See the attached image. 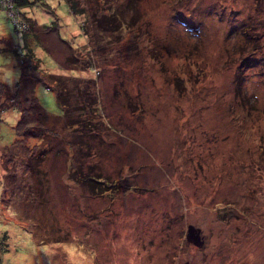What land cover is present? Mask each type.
<instances>
[{
	"label": "rangeland",
	"instance_id": "1",
	"mask_svg": "<svg viewBox=\"0 0 264 264\" xmlns=\"http://www.w3.org/2000/svg\"><path fill=\"white\" fill-rule=\"evenodd\" d=\"M72 1L0 2V80L52 130L1 113L0 264H264V0Z\"/></svg>",
	"mask_w": 264,
	"mask_h": 264
},
{
	"label": "trees",
	"instance_id": "2",
	"mask_svg": "<svg viewBox=\"0 0 264 264\" xmlns=\"http://www.w3.org/2000/svg\"><path fill=\"white\" fill-rule=\"evenodd\" d=\"M33 1L35 0H14L13 6L20 13L23 12L25 8L29 7ZM67 3L69 5V8H71V10L75 14L77 15L84 14V11L83 10L81 11L78 8L79 7L78 3H73L72 0H69V2L67 0ZM29 22L31 23L30 28H32L33 22L31 20H29ZM54 25H56V23L47 26V29L48 28L52 29ZM14 27L16 29L15 25ZM28 35H29L28 31H25L24 33L25 40L27 39ZM24 47L26 48V52H23L22 50H18L17 48L12 49L11 47L5 49V50L11 49L17 56V62L21 68L22 81L32 80L34 82H44L49 89H53L56 91L58 102L61 104L62 108L68 107L69 103L68 104L64 103V100H70V98L66 97L65 95L68 90L67 85L57 86L56 85L57 80L54 79V75L51 73L47 74L46 72L42 71V68L40 67L39 64L40 63L39 58L35 55V52L33 51L31 45L27 42V40ZM89 80L93 82V79H89ZM93 84L96 85L95 82H93ZM76 92L78 96V101H79V97L83 101H85L84 98H88L89 104H87V106L89 105V112H92V114L93 112H96L94 108L96 109L98 101L96 100L94 95L91 94L90 88L87 89L86 91L77 88ZM11 95H12V89L10 88V86L7 84V82L0 80V125L3 122V117H1V113L3 111H6L9 107L16 105V107L14 108L18 110L20 114L19 116L20 118L18 119V122L15 126V131L17 134L16 143L19 140L21 141L22 139H26V138L43 137L49 134L50 132H52V130L44 124V118L47 116L48 112L40 104L38 98L35 96L33 92L26 93L24 100H21L19 102L17 96L15 95L11 96ZM91 95H93V97H91ZM37 150L38 148H34L32 150V152L30 153L32 157H34L35 154H37ZM27 168L30 169V167ZM89 179L93 180L97 184L102 183L103 180H105L102 177H98V176H90L89 178L88 177L86 178V180Z\"/></svg>",
	"mask_w": 264,
	"mask_h": 264
},
{
	"label": "built area",
	"instance_id": "3",
	"mask_svg": "<svg viewBox=\"0 0 264 264\" xmlns=\"http://www.w3.org/2000/svg\"><path fill=\"white\" fill-rule=\"evenodd\" d=\"M1 1H2V2H5V1H8V0H0V2H1ZM9 1H10V0H9ZM12 1H13V3H12V4L9 3L8 8L11 9V12L13 13V14H12L13 17L11 16V20H15V19H17L16 16H15V13L18 12V11H17V10L14 8V6H13V5H14V0H12ZM18 13H19V12H18ZM14 25H17V23H15ZM26 28H27V24H26Z\"/></svg>",
	"mask_w": 264,
	"mask_h": 264
},
{
	"label": "water",
	"instance_id": "4",
	"mask_svg": "<svg viewBox=\"0 0 264 264\" xmlns=\"http://www.w3.org/2000/svg\"><path fill=\"white\" fill-rule=\"evenodd\" d=\"M195 227L193 225H190V230L191 232L194 231ZM185 264H190L189 262L185 263Z\"/></svg>",
	"mask_w": 264,
	"mask_h": 264
}]
</instances>
